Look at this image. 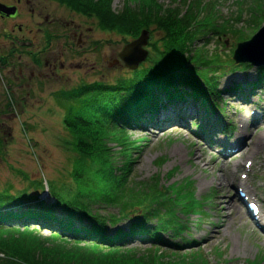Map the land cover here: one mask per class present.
<instances>
[{
  "label": "rangeland",
  "instance_id": "374dc122",
  "mask_svg": "<svg viewBox=\"0 0 264 264\" xmlns=\"http://www.w3.org/2000/svg\"><path fill=\"white\" fill-rule=\"evenodd\" d=\"M13 1L0 0V3ZM141 1L112 0L111 8L119 14L127 11L139 14ZM155 1L162 5L158 9L161 18L168 17L165 10L186 9L185 0ZM206 2L218 6L219 14L216 13L218 18L215 19L220 28L237 30L236 35L230 31L222 35L215 33L197 42L200 49L196 48V55L192 53L189 58L206 89H210L212 97L207 98V103H213L217 114L208 121V109H203L196 100L171 99L165 102L154 123L134 126L128 133L103 132L93 155L95 160L83 157L68 143L71 134L63 122L66 112L60 105L64 100L62 94L81 83L111 84L118 77H129L141 67H147L149 57L163 51L159 47L164 44L165 33L157 24L147 29L148 43L143 48L149 52L148 57L138 69L130 70L117 60L118 54L133 39L101 29L95 15L79 12L57 0H30L29 5L21 4V14L16 19L0 18V191L28 190L32 195L36 191L41 194L40 200L54 202L47 191L51 195L63 194L65 184H73L71 175L76 172L88 202L117 199L112 206L94 204L99 214L117 215L121 206L130 209L137 201L146 205L152 202L188 226L180 237L194 243L184 245L185 248L194 245L195 249L205 252L210 264L226 263L225 260L229 264L251 261L264 264V148L252 156L248 154L227 162L220 158L244 129L242 120L248 118L246 140L252 139V130L256 134L264 131V123L257 130V122L253 120L259 112L264 119V80L259 85L261 90L256 87L251 91L253 97L250 93L238 95L226 91L233 83L253 85L259 80L260 68H245L232 58L238 43L251 40L256 31L264 27V0ZM193 12L196 13L195 9ZM45 39L46 48L51 45L65 63L59 79H46L45 75L52 70L37 66L36 62L33 65L28 55V52L37 55L39 50H44ZM28 40L33 44H28ZM65 44L71 49L66 50ZM217 81L219 89H225L221 96L213 89ZM183 119H186L187 129L175 127L181 126ZM214 123L228 124L230 131L223 135L220 126H213ZM201 127H209L210 139L207 134L203 135ZM176 146L184 148L182 159L172 153ZM242 162L247 165L246 171L244 167H236ZM224 174L227 179L223 190L216 184L201 189L203 179L211 180ZM33 181L42 182L46 189L30 187ZM153 182L157 186H153ZM224 200L239 204L241 212L223 210ZM252 204L257 206V216L250 211L254 209ZM118 226L128 229L130 224L123 220ZM220 230L221 235L217 236ZM35 233L41 238L50 235V231L44 229ZM18 236L22 243L35 242L29 232ZM163 237L167 239V235ZM66 246L75 247L74 244ZM129 246L143 252L150 244L135 241ZM55 247L49 246L50 249ZM217 254L223 255L224 260ZM6 256L22 262L14 252L7 250L6 254H0L2 259Z\"/></svg>",
  "mask_w": 264,
  "mask_h": 264
},
{
  "label": "trees",
  "instance_id": "16d2710c",
  "mask_svg": "<svg viewBox=\"0 0 264 264\" xmlns=\"http://www.w3.org/2000/svg\"><path fill=\"white\" fill-rule=\"evenodd\" d=\"M57 1L79 12L95 15L101 29L116 32L126 39H138L144 30L155 24L165 33L164 44L159 47L163 51L149 57L147 67H141L129 77H118L111 84L81 83L62 94L64 100L60 105L66 112L63 122L71 134L68 143L74 151L95 160L93 155L98 150L97 142L103 132L122 130L128 133L127 130L134 126L154 123L165 102L171 99L196 100L195 103L208 109V121L213 119V103H207L212 94L203 84L197 68L189 63V58L192 53L196 55L197 42L209 39L211 34L222 35L228 31L237 34L236 29L218 26L216 4L206 0H185L184 11L178 8L165 10L169 15L161 18L158 9L162 5L155 0L141 1L139 14L135 11L121 14L113 11L112 0ZM241 66L251 67L248 64ZM259 74L258 82L253 85L233 83L226 91L252 95L251 91L260 87L264 80V68L259 70ZM213 89L220 96L225 91L219 89V81ZM219 126L222 131L229 129L227 124L220 123ZM200 129L205 133L209 131L208 127ZM71 178L73 184H65L63 194L50 193L54 202L40 200L41 194L36 191L34 195L28 190L13 193L8 188L0 191V254H6L8 250L22 260L0 257V264H210L205 252L195 249L194 245L190 248L182 245L181 240L185 245L194 242L180 237L188 226L176 221L174 214L152 202L146 205L143 201H137L130 209L121 206L117 215L99 214L94 204L112 206L117 199L88 202L84 189L79 186L80 175L75 172ZM37 182H31L30 187L46 189L42 182ZM153 186L157 183L153 182ZM123 220L130 224L127 230L118 226ZM41 229L50 231L49 238H41L35 233ZM25 232L31 233L35 242L22 243L18 235ZM163 235H167V239L164 240ZM135 241L150 244V247L143 252L138 251L129 246ZM71 244L75 247L66 246ZM51 245L56 247L50 249ZM217 255L224 260L223 255ZM224 262L222 264L230 263ZM248 264H261V261Z\"/></svg>",
  "mask_w": 264,
  "mask_h": 264
},
{
  "label": "water",
  "instance_id": "95a60500",
  "mask_svg": "<svg viewBox=\"0 0 264 264\" xmlns=\"http://www.w3.org/2000/svg\"><path fill=\"white\" fill-rule=\"evenodd\" d=\"M0 13L12 16L17 13L16 7H7L0 4ZM149 32L144 30L138 39L127 44L118 54L117 62H121L130 70H136L146 61L149 52L143 48L148 43ZM236 63H249L255 67L264 66V27L251 40L240 43L234 53ZM50 195V193L47 191ZM48 195V196H49ZM51 196V195H50Z\"/></svg>",
  "mask_w": 264,
  "mask_h": 264
},
{
  "label": "bare ground",
  "instance_id": "6f19581e",
  "mask_svg": "<svg viewBox=\"0 0 264 264\" xmlns=\"http://www.w3.org/2000/svg\"><path fill=\"white\" fill-rule=\"evenodd\" d=\"M193 112V111H192ZM264 116V115H263ZM248 118L246 119V121L242 120L241 123L244 125L243 126L244 129L240 130V133H238V135L231 141L230 143V147H228L229 149H225V154H221L220 158L224 159L225 162L229 161L230 159H234L236 157H240V156H244V155H248L251 154V156L253 154L258 153L259 151H261L264 148V131H262L260 134H256L255 130H252L253 132V137L250 140H246L245 137L249 134L248 129V125L246 124ZM254 122L258 125L256 127L257 130H259L260 127H262L261 124L264 123V119L262 118L260 112L257 113L254 117H253ZM186 119L181 121V126H175V127H179V128H184L187 129V125H186ZM263 121V122H262ZM226 140L228 141L229 138H226ZM229 142V141H228ZM184 152V148L183 147H179L176 146L173 148L172 153L175 157L181 158L182 159V155ZM250 156V155H249ZM200 162L203 161V155H201L199 157ZM208 165H211L209 163H207ZM236 167H244V170L246 171L247 165L245 164V162H242L240 164H237ZM205 169H210V167H204ZM213 169V167H212ZM213 172L211 171V176H212ZM210 176V174H209ZM225 179H227V175H219V177H212L211 180H208L207 178L203 179L200 182V187L201 189H205L208 185L211 184H216L220 190H223V187L226 183H225ZM242 184H244L243 182H241ZM222 208L225 211H233L234 209H237L239 211V213L241 212V206L239 204H237L234 201H228V200H224L222 201ZM245 215V214H244ZM246 217V215H245ZM247 218V217H246ZM220 229V227L218 228ZM221 230L218 231V235H221ZM216 236V237H217Z\"/></svg>",
  "mask_w": 264,
  "mask_h": 264
},
{
  "label": "flooded vegetation",
  "instance_id": "af4514ba",
  "mask_svg": "<svg viewBox=\"0 0 264 264\" xmlns=\"http://www.w3.org/2000/svg\"><path fill=\"white\" fill-rule=\"evenodd\" d=\"M30 4V0H14L11 3L5 4L8 7H16L17 8V13L12 16H7L3 13H0V18L2 20H8V19H16L21 13V4ZM20 30H22V27H19ZM52 42V41H51ZM28 44H33L30 40L27 41ZM45 43V44H44ZM43 49L44 50H39V53L36 55L32 52H28V55L31 56V62L34 65L36 62L37 66H43L44 68L48 70H52L51 73H47L46 79H52L56 77V79H59L61 77L60 72H62L65 63L60 60V55H57L54 53V51L51 49V45L49 48L47 47V40L43 42ZM67 46L66 50H70L71 46L69 44H65ZM70 67L74 68L72 65H69ZM60 70V71H59ZM33 76L35 75V72H33ZM42 76V75H39Z\"/></svg>",
  "mask_w": 264,
  "mask_h": 264
}]
</instances>
